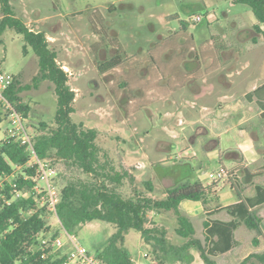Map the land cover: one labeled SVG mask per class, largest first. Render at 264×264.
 <instances>
[{"label": "rangeland", "instance_id": "rangeland-1", "mask_svg": "<svg viewBox=\"0 0 264 264\" xmlns=\"http://www.w3.org/2000/svg\"><path fill=\"white\" fill-rule=\"evenodd\" d=\"M10 4L30 29L44 32L57 52V61L75 91L73 121L95 128L101 160L109 161L115 170L128 171L132 177H126L116 187L122 195L164 198L165 189L176 183L178 175H162L161 167L184 165L180 177L219 186L204 205L211 211L190 218L194 237L207 254L215 258L252 239L254 231L236 215L230 217L231 205L228 210L220 208L218 193L230 189L228 178L210 176L221 167L229 170L231 159H238L235 147L239 130L264 132V117L258 114V106L263 107L264 102L248 103L241 110L233 107L234 101L254 84L226 83L238 77L234 73L237 68L243 69L241 76L256 71L260 80L264 78V40L255 33L256 19L246 4L232 0H10ZM197 15L199 21L194 20ZM253 36L259 44H254ZM185 40L191 42L190 50L206 53L205 62L198 56V60L194 58L195 51H184ZM221 43L226 47L223 58H208L207 53H216L215 46ZM23 45L22 36L13 29L0 34V72L14 76L23 87L22 101L30 107L24 123L33 136L54 127L56 97L52 84L39 78L37 57L30 48L23 53ZM118 49L122 51L121 64L100 73L97 64ZM178 55L184 58L174 65ZM213 64L218 68L186 86L178 87L175 77L167 73L172 69L180 73L199 69L202 73ZM244 115L251 120L240 124ZM40 123L45 124L44 129ZM230 126V131L225 130ZM12 129L10 121L3 119L0 141ZM54 166L58 167L60 183L67 178L90 177L76 168L66 169L59 163ZM233 181L237 190H247L240 179ZM249 202L254 204L253 200ZM150 216L165 227L172 244L186 243L175 232L177 222L172 211L160 210ZM229 218L237 220L231 223ZM48 222L54 229L60 226L53 216L48 217ZM209 223L211 227L205 230ZM261 226L264 230V221ZM115 231L114 224L95 220L81 225L72 235L96 256ZM59 233L62 251L71 253L74 248L68 234L63 228ZM123 246L134 264H162L137 230L127 231ZM165 264L204 263L199 251L190 246L187 256ZM248 264L264 262L251 258Z\"/></svg>", "mask_w": 264, "mask_h": 264}, {"label": "trees", "instance_id": "trees-1", "mask_svg": "<svg viewBox=\"0 0 264 264\" xmlns=\"http://www.w3.org/2000/svg\"><path fill=\"white\" fill-rule=\"evenodd\" d=\"M246 4L252 11L256 21L253 28L257 36L264 40V0H232ZM0 34L6 29H13L24 40L23 53L30 48L37 57L39 78L48 80L52 84L56 97V111L53 117L54 127L49 131L31 135L27 125L34 150L37 156L50 165L61 164L64 168H76L90 177L88 179L67 178L58 182L59 170L53 178L58 193L56 213L60 221L59 228L73 234L81 225L95 221L112 223L116 231L109 241L102 247L96 257L106 264H134L129 251L123 246L125 234L129 229L137 230L142 238L153 248L156 258L162 263H171L187 256L188 247L193 246L199 251L204 264H248L251 258L264 262V199L259 200V206L250 208L247 201H239L231 205L233 218L236 215L242 223L253 230L255 235L237 249L224 251L219 257L211 258L200 240L194 237L195 228L189 215L181 206L183 200L208 202L217 184L204 185L199 180L190 181L180 177L184 165L161 167L162 175H178L176 183L165 189L164 198H152L146 195L126 197L116 187L121 185L126 177H132L126 170H115L107 160H101L100 149L96 143L98 131L86 128L81 122L73 121L71 114L75 111L73 102L75 91L70 86L68 74L57 61V52L51 48L49 41L42 31L30 29L25 22L13 12L10 0H0ZM184 27V24H182ZM253 42L257 37L253 36ZM186 41V40H185ZM190 41L182 47L185 52H191ZM119 48V47H117ZM192 49V48H191ZM226 49L224 43L215 46L207 57L221 60L222 51ZM190 50V51H189ZM185 54V53H184ZM206 53H194L203 62ZM184 55L176 58L178 65ZM122 51H118L97 64L100 73L107 72L121 64ZM198 60V59H197ZM214 62V61H213ZM177 68V67H175ZM218 68L213 64L211 69H199L180 73L177 69L167 71L175 77L178 87L188 85L192 80H198L202 74H207ZM167 74L166 71L161 72ZM11 84L5 89V99L19 112L23 122L28 117L30 107L22 101L20 93L23 87L11 76ZM127 85V81L122 83ZM264 108V106H263ZM9 110L0 101V123L8 120ZM45 128L44 123H40ZM239 154V153H238ZM240 158V154L238 156ZM27 144L16 136H10L0 142V264H62L69 254L62 251V247L53 246V240L60 235L59 228L54 229L48 222L52 212L48 209L46 192H38L35 166L30 163ZM178 169V171L176 170ZM264 171H250L243 165L226 170V177L231 187L236 191L234 179L249 182L255 175ZM114 185V186H111ZM20 192L15 196V192ZM160 210L172 211L177 226L175 232L186 243L175 245L166 235V229L152 220L150 214ZM237 219H232L236 221ZM148 223H152L149 226ZM236 223V222H235ZM222 234V231L219 229Z\"/></svg>", "mask_w": 264, "mask_h": 264}, {"label": "crops", "instance_id": "crops-1", "mask_svg": "<svg viewBox=\"0 0 264 264\" xmlns=\"http://www.w3.org/2000/svg\"><path fill=\"white\" fill-rule=\"evenodd\" d=\"M255 23V22H254ZM261 42V41H260ZM262 43V42H261ZM260 43V44H261ZM255 45L259 44L258 42H254ZM243 72V69H235L234 73L238 77H236L235 80L227 79L226 83L228 85L236 84L241 82H252L254 85L251 86V89H247L242 95L239 97L237 101H234V109L241 110L246 106L248 103H254L255 105H259V103L264 102V92L262 89H264V78L261 80L259 79V73L254 72H246V75L241 76ZM229 77V75H228ZM190 82L197 83L198 80H192ZM246 88V87H245ZM246 101V103H245ZM238 106V107H237ZM259 108V115L261 117H264V108L258 106ZM251 120V117H246L245 115L240 118V124H243L244 122H248ZM238 125V123H236ZM235 125V128H238ZM233 127H227L225 130L230 131ZM243 128V126H241ZM218 136H220V132L218 133ZM237 150L240 154V158L238 159H231V165L230 168H233L237 166L238 164L243 165L250 171H264V132H253L249 133L245 129H241L238 132V139H237ZM247 186V190L245 192L241 190L236 191L231 187L230 183L228 182L230 189L228 190L225 188L224 190H219V199L221 201L220 208L228 210L229 205H233L239 201V198L247 201L249 203L250 208H256L260 204L258 203L259 200L264 199V173L255 175L249 182H243ZM235 184V183H234ZM204 185H208L204 184ZM219 186L217 185L216 189ZM236 187V184H235ZM234 190L236 196H234V193L232 192ZM250 200H253V205L249 202ZM205 204L201 203L200 201H192V200H183L181 202V206L184 209V211L187 212L189 217L192 219L193 217L197 216L198 214H204L205 212H210L211 210H205L204 207ZM228 211H231L229 209ZM228 213V212H227ZM232 213V212H231ZM229 214V213H228ZM231 218H233L232 214H229ZM228 221H231L232 219H227ZM211 227V224H207L205 227V230L209 229ZM215 256L217 258L220 254Z\"/></svg>", "mask_w": 264, "mask_h": 264}, {"label": "built area", "instance_id": "built-area-1", "mask_svg": "<svg viewBox=\"0 0 264 264\" xmlns=\"http://www.w3.org/2000/svg\"><path fill=\"white\" fill-rule=\"evenodd\" d=\"M194 20L199 21L200 17L197 15L195 16ZM11 81V76L0 72V101L3 102L5 108L9 110L8 120L13 127L12 133L3 140L7 139L10 136H16L18 139H21L22 142L27 144V150L30 154L29 163L32 166H35L37 173L38 184L35 189L38 192H40L41 190H44L46 192L45 196L48 202V209L52 212V216L55 217L60 224L56 213L58 193L53 181V178L57 174V170L53 165L45 163L37 156L32 144L31 137L26 130L21 114L17 112L13 108V106L5 99L3 92L11 84ZM210 176H212V178L214 179H224V177L226 176V170L221 167L215 174L211 173ZM39 182H42L43 186H41ZM19 195L20 192L16 191L15 196ZM66 233L68 234V239L73 245L74 250L68 254L67 259L62 264H106L100 261L96 256L91 255L82 245L77 243L75 237L72 234H69L67 231ZM52 244L56 248L62 247L63 242L60 235L53 240Z\"/></svg>", "mask_w": 264, "mask_h": 264}]
</instances>
